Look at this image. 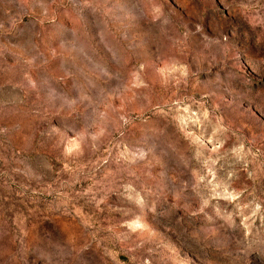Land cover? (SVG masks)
<instances>
[{
    "label": "rangeland",
    "instance_id": "1",
    "mask_svg": "<svg viewBox=\"0 0 264 264\" xmlns=\"http://www.w3.org/2000/svg\"><path fill=\"white\" fill-rule=\"evenodd\" d=\"M0 264H264V0H0Z\"/></svg>",
    "mask_w": 264,
    "mask_h": 264
}]
</instances>
